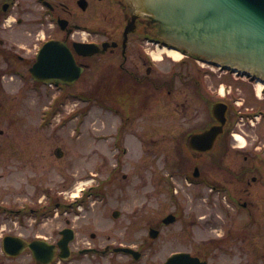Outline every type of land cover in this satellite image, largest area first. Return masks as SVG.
I'll use <instances>...</instances> for the list:
<instances>
[{"label": "flooded vegetation", "instance_id": "obj_1", "mask_svg": "<svg viewBox=\"0 0 264 264\" xmlns=\"http://www.w3.org/2000/svg\"><path fill=\"white\" fill-rule=\"evenodd\" d=\"M91 21H93L92 24ZM128 22L135 26L133 32H126ZM49 41L65 43L71 53L74 64L69 68V77L75 78L72 83L45 85L33 79L30 69L36 61L37 52L44 43ZM19 42H28V44L39 42V44L35 45L36 51L33 55L28 57L23 55L25 46ZM154 42L159 43L161 48H170L163 40L155 37L154 31L139 18L133 19L125 7L121 6L119 0H0V91L4 88L1 78L11 75L24 81L23 89L37 86L68 92V94L85 96L98 93L104 95L100 107L103 113L112 114L118 122L116 138L121 136L124 127L132 124L139 112H144L149 121L156 118L163 120L161 124L148 123L145 140H142L143 135L139 133L135 135L142 141L170 142L179 145L178 152L182 159H179L173 168H177L180 174L184 175L189 185L209 188L223 196L224 203L229 207L228 210L226 209L227 216L236 217V220L242 223H257L258 207L251 197L254 194L253 186L263 182L260 175H263L264 160H260L257 154L252 155L247 150H239V146L234 142L233 116L238 118L243 112L241 109H234L231 100L236 103L235 99H238L239 94L233 92L224 98L214 97L213 91L207 88L204 90L199 78L188 72L192 77L182 82L185 84L182 90L193 95L191 98L196 100L195 112L190 119H186L184 117L191 110L190 105L187 107L182 103L177 104V106H183L181 110L182 127L180 131L170 130L169 124L165 121L168 120L167 107L169 104L158 102L156 104L158 108L154 112L152 108L154 95L161 93L160 97L157 95V100L169 98L172 94L170 85L177 76L181 78L182 72L173 71L170 76L171 70L157 71V65L148 55L150 46ZM93 47L98 51L92 55L86 53ZM188 62L198 63V59L182 55L177 62L171 65H182ZM225 73L237 80H245V77L234 76L232 72ZM27 80L32 84H28ZM245 81H249L247 83L252 85L256 83L251 79ZM26 84H28L27 87H25ZM22 87L19 86L18 90ZM23 92L26 90L21 93ZM105 95L113 97L107 98ZM248 95L247 101L250 102L251 93L248 92ZM219 100L227 103V123L224 132L217 139L212 152L197 153V148H201L202 145L192 143L190 140L194 134L202 133L217 124L212 117L211 110L213 104ZM253 108L251 111L256 112L255 107ZM185 120L189 122L186 123ZM19 137L23 138V133L19 134ZM21 142L22 140L19 141L20 144ZM20 144L19 151L24 153L23 142ZM16 146L11 141L9 133H5L0 128V154L2 155L5 150L8 152L9 148L16 150ZM3 158L1 156L0 160ZM9 160L10 158H4L3 162L8 165ZM249 160L254 163L257 161L258 164L250 166ZM190 164L191 173L187 171ZM255 167L258 168L256 172ZM2 169L7 172L8 167L4 166ZM196 169L197 173L194 176ZM4 172L0 173L1 178L4 177ZM169 175L172 178L176 174L172 172ZM102 190L103 184L89 191L97 193L100 196V206L105 207L108 203ZM51 197L50 190L45 189L43 198L39 199L38 204L35 205L37 207L28 205L17 209L9 208L8 202H5L3 198L0 200V216L2 215L0 218V264L165 263V261L155 262L153 260L141 263V258L148 253L131 243H121V230H114L104 235L106 239H112L104 244L97 240V232H90V240L86 239L84 237L86 232L82 231L83 227H78L73 223V211L68 214L69 216L57 213V204L68 205L72 210L77 201L74 203L69 200V202L61 203ZM201 201L202 198L197 199L194 212L189 213L186 219V210L178 199L170 200L166 205L169 209H165L161 215L158 214L156 220L152 216V218L148 217L150 220L148 229L157 230L159 237L164 229L166 231L171 228L168 232H172L173 239L182 244L189 242L193 246L189 250L171 251L169 255L176 252H187L192 257L210 264L209 260L217 256L219 241L216 237L218 230L216 213L212 212L216 211V205L213 202L203 204L204 214L200 215ZM78 204L87 205L85 199L79 201ZM230 210L236 212L231 213ZM115 211L120 212L119 210L113 212ZM13 212H16V215H13L16 221H13V226L10 227L8 213ZM120 218L122 214L115 219L120 220ZM165 219L169 220V223H166ZM48 220H58L59 223L45 231L43 227ZM177 224L180 227L174 231L173 226ZM235 231L226 232L230 236L242 237L244 234ZM128 233L129 231H125L124 235ZM226 238L225 236L221 240ZM154 240L149 237L145 240L147 250H154ZM123 249H132L136 253L124 252ZM155 251L157 252L156 249ZM137 252L140 253V259H138Z\"/></svg>", "mask_w": 264, "mask_h": 264}, {"label": "rangeland", "instance_id": "obj_2", "mask_svg": "<svg viewBox=\"0 0 264 264\" xmlns=\"http://www.w3.org/2000/svg\"><path fill=\"white\" fill-rule=\"evenodd\" d=\"M90 23L92 24L93 21ZM19 44L25 46L23 55L29 57L33 55L36 50L35 45L39 42L30 44L19 42ZM150 47L149 52L155 50V47ZM174 62L172 57H167L165 54L163 59L155 60L157 71L168 69L171 70L170 76L173 71L182 72V76L181 78L177 76L170 85L172 94L169 98L157 100L161 93L157 94L158 96L154 95L152 105L155 112L158 102L169 104L168 120L165 121L169 124L170 130L180 131L182 127L183 106L177 104L182 103L187 107L190 105L191 110L184 117L186 119H190L195 112L196 100L191 98L193 95L182 90L185 85L182 82L192 77L188 72L199 78L204 90L207 88L213 91L214 97L220 96L222 84L226 85L227 89H232L231 93L239 94L238 99H235L236 103L231 100L234 109L248 111L255 107L264 113V99H256L255 85L230 77L225 72L210 70L200 63L188 62L172 66ZM23 82L11 75L1 78L4 88L0 91V128L5 133L8 132L13 144L17 145L16 150L9 148L8 152L5 150L2 155L0 154L5 159L10 158L8 165L3 162L4 158L0 160V173L5 171L2 167H8L4 177H0V200L3 198L8 202L9 208L17 209L28 205L37 207L35 205L43 198L45 189L50 190L53 200L61 203L69 202L73 195H79L80 199L86 200L87 205L80 207V212L78 211L80 215L76 216L74 213L72 219L75 225L83 227L82 231L86 232L84 237L90 240L89 233L97 232V240L104 244L112 241L106 239L104 235L114 230H121L123 234L121 233L120 242L131 243L144 249L148 254L144 255L140 262L146 263L152 260L162 262L171 251L189 250L193 247L189 242L182 244L173 239L172 232H168L171 228H168L154 240V250H147L145 240L148 238L150 224L148 217L152 216L156 220L158 214L161 215L165 209H169L166 205L170 200L178 199L186 210L187 219V215L194 212L197 199L202 198L200 215L204 214L203 204L213 202L216 205V211L212 212L216 213L214 214L218 223L216 237L219 241L217 256L209 260L210 264H264V169L263 175H260L263 182L253 186L254 194L251 197L258 207L256 214H259L257 215L259 219L255 224L238 222L236 217L227 216L226 209L228 210L229 207L224 203L223 196L209 188L186 184L184 175L180 174L177 168H173L178 160L182 159L178 152L179 145L170 142L142 141L146 139L148 123L156 125L161 124L163 120L156 118L149 121L144 112H139L132 124L124 127L121 136L116 138L118 122L112 114L103 113L100 107L104 95L93 93L75 97L68 92L37 86L23 89ZM28 84L31 85L32 82L28 81ZM19 86L22 88L18 90ZM23 90L26 92L21 93ZM248 92L252 96L250 102L247 101ZM80 97H85L86 100ZM105 97L113 96L105 95ZM261 97H264V92ZM54 99L58 100L59 105L52 116H49V112L56 106ZM49 119L51 122L48 121ZM233 120L236 125L233 132L244 138L241 144L242 150H247L252 155L257 154L263 161L264 118L256 119L252 126L244 125L243 121L235 116ZM185 122L189 121L185 120ZM21 133L24 135L23 138L19 137ZM137 133L143 135L142 140L136 136ZM130 134L133 136H129ZM21 140L24 153L19 151ZM56 147L63 152L61 158H57L53 152ZM255 164L258 162L255 161ZM191 170L190 164L187 171L191 173ZM172 172L176 175L171 178L169 173ZM101 184L108 203L105 207L100 206L98 196L89 195L92 191L89 194L80 191L81 188L88 190L89 186L99 188ZM65 210L63 205L57 208L58 215L66 216L70 213ZM73 210L76 211V207ZM114 210L121 212L120 220L112 217ZM230 212L236 211L230 210ZM13 215H16V212L8 213L10 227L13 226L12 222L16 221ZM58 223V220H48L43 230L48 231ZM232 223L235 225L233 226ZM179 227L178 224L174 225V231ZM228 230H236L235 232L244 234L242 237L230 236ZM125 231L129 233L124 235ZM225 236L227 238L221 240Z\"/></svg>", "mask_w": 264, "mask_h": 264}, {"label": "water", "instance_id": "obj_3", "mask_svg": "<svg viewBox=\"0 0 264 264\" xmlns=\"http://www.w3.org/2000/svg\"><path fill=\"white\" fill-rule=\"evenodd\" d=\"M122 4L170 46L264 84V0H123ZM129 27L130 23L126 29ZM72 65L63 46L48 43L31 72L45 83H58L60 79L71 83ZM211 112L219 124L192 138V142L204 145L206 150L213 148L226 122L224 104H214ZM60 151L56 149L57 157L61 156ZM166 264L205 263L178 253L168 258Z\"/></svg>", "mask_w": 264, "mask_h": 264}, {"label": "bare ground", "instance_id": "obj_4", "mask_svg": "<svg viewBox=\"0 0 264 264\" xmlns=\"http://www.w3.org/2000/svg\"><path fill=\"white\" fill-rule=\"evenodd\" d=\"M164 53L167 54L168 56H173L176 60L181 58V54L178 51L172 50V49H167V48L155 50L153 52V57L156 60H161L163 55H164ZM262 89H263V85L262 84H257L256 85V92H257L256 96L259 99H264V97H261ZM235 138L239 141L240 145L243 143V140H242V138L239 135H236Z\"/></svg>", "mask_w": 264, "mask_h": 264}]
</instances>
